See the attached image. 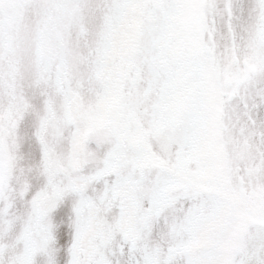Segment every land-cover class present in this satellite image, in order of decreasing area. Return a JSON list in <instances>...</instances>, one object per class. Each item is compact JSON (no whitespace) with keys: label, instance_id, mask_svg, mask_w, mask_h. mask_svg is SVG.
Instances as JSON below:
<instances>
[{"label":"snow or ice","instance_id":"6c2138e0","mask_svg":"<svg viewBox=\"0 0 264 264\" xmlns=\"http://www.w3.org/2000/svg\"><path fill=\"white\" fill-rule=\"evenodd\" d=\"M0 264H264V0H0Z\"/></svg>","mask_w":264,"mask_h":264}]
</instances>
